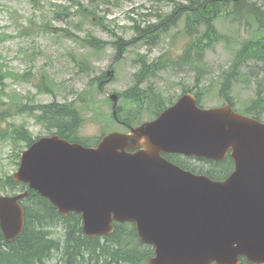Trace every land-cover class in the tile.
Masks as SVG:
<instances>
[{"label": "rangeland", "instance_id": "1", "mask_svg": "<svg viewBox=\"0 0 264 264\" xmlns=\"http://www.w3.org/2000/svg\"><path fill=\"white\" fill-rule=\"evenodd\" d=\"M178 2L188 5L191 0ZM258 4L264 12V2ZM79 8L87 11L81 13ZM174 8L170 0H0V194L21 191L9 184L18 169L19 155L27 148L15 130L26 128L33 138L57 132L37 111L32 112L38 103L56 102L75 109L78 117L72 134L89 145L110 131L127 130L112 116V93L120 99L119 117L132 125L154 119L160 109L190 90L200 94L203 107L226 103L222 85L233 69L238 48L243 41L264 35V30L259 29L249 7L239 16L228 13L226 5L195 11L191 24L182 16L172 26L173 21L155 29L162 22L161 15H170ZM207 18H212L222 39L206 50L200 62L195 51L185 55L184 48L193 39L200 42L203 26L199 21ZM90 34L106 45L90 47L86 43ZM118 37L130 43L121 56L114 44ZM181 55L185 56L180 59ZM144 60L164 67L156 75L141 78ZM232 78L228 92L243 112L258 95V79L264 84V66L248 61ZM132 89L145 101L135 104L130 100ZM259 118L264 121V111ZM179 160L202 174L223 175L230 167L229 162L221 165L183 156ZM41 225L56 244L47 264H67L71 243L65 232L70 222L61 218ZM101 241L104 248L99 261L86 250L74 263L110 264L108 252L114 242ZM117 264L132 263L120 260Z\"/></svg>", "mask_w": 264, "mask_h": 264}, {"label": "water", "instance_id": "2", "mask_svg": "<svg viewBox=\"0 0 264 264\" xmlns=\"http://www.w3.org/2000/svg\"><path fill=\"white\" fill-rule=\"evenodd\" d=\"M111 97L117 115L118 96ZM229 150L235 170L225 180L162 156L220 160ZM13 179L64 217L81 213L90 237L113 234L115 222L135 223L140 240L156 247L149 264H241L242 256L264 263V122L231 103L202 108L188 92L156 119L105 134L95 146L43 136L22 152ZM28 196L26 190L0 195L7 242L25 230Z\"/></svg>", "mask_w": 264, "mask_h": 264}, {"label": "trees", "instance_id": "3", "mask_svg": "<svg viewBox=\"0 0 264 264\" xmlns=\"http://www.w3.org/2000/svg\"><path fill=\"white\" fill-rule=\"evenodd\" d=\"M170 1L175 5H178L174 10H179H173V14L170 15L166 21L163 19L159 26H155V29L167 26L173 21L170 25L172 26L182 17L181 15L183 14L187 18V22L191 24V16L195 15L194 12L197 7L204 10L211 9L212 7L216 8L219 5H226L228 13H235L239 16H243V9L246 6L249 7L250 9L248 11L258 22L259 29L264 30V12L262 11V6L258 4V1L261 0H191L188 5L182 3L178 4L176 0ZM262 1L264 2V0ZM193 8L196 9L193 10ZM200 24L203 26L200 30L202 33L200 42L197 39L192 40L191 45L187 44L185 46L184 52L185 55H188L195 51L196 56L201 62L204 59L206 50L212 47L216 42L220 41L222 36L215 29L213 21L200 19ZM147 27H149V25ZM140 31L146 33V30L144 29H141ZM119 40L120 41L117 42L116 47L118 53H121L125 49V46L122 43L124 39L119 38ZM89 43L94 48H101L103 45L100 40L94 37L89 39ZM185 55H181L179 58L182 59ZM248 61L261 63L264 66V35H259L256 38H249L243 41L238 48L233 69L225 78L222 85V90L225 92L224 96L229 101H233L232 96L228 93L233 80L232 77ZM163 67L164 64L156 65L155 62L150 64L148 61L144 60L141 65L140 77L142 78L149 74L156 75V73L163 69ZM1 77L2 76L0 75V81ZM258 80L260 87L258 95L248 106H246L245 111H243L256 117H260L264 111V84L261 82L262 79ZM198 96L200 98L199 93ZM128 98L135 103L145 101L144 99H140V93L135 92V89H132L129 92ZM33 111H37L40 117L48 121L52 127L57 128V132L63 137L71 141H81L80 139L75 138L74 134H72L78 117L75 109L68 110L66 106L52 102L48 104L38 103L32 108V112ZM127 121L129 122L130 120L127 119ZM15 131L19 138L27 142L28 145L34 141L33 135L30 134L26 128H19ZM208 175L221 177L212 173H208ZM9 184L13 189L24 187L21 184L13 183L10 178ZM24 206L26 209V229L17 241L7 243L0 228V264H47L46 261L52 256L51 251L56 247V244L53 243L50 236L41 229L44 226L41 224L50 220L59 221V219L63 218L59 214L57 208L48 199L35 192H31L30 197L26 199ZM63 219L70 222L67 233L65 232L67 241L71 243V250L69 251L66 260L67 264H75L74 260L79 262L80 259L84 257L86 250L91 253V258L96 255V259L99 261L102 256L104 244L100 238H91L84 234L82 231V216L77 213H72L70 218ZM105 239L112 240L115 245V247L108 252V256L111 260L110 264H117L120 260L128 261L132 264H143L145 259L152 253V249L149 245L140 242L135 225L132 223H117L115 233L112 236L105 237ZM82 251L83 254L81 255Z\"/></svg>", "mask_w": 264, "mask_h": 264}, {"label": "flooded vegetation", "instance_id": "4", "mask_svg": "<svg viewBox=\"0 0 264 264\" xmlns=\"http://www.w3.org/2000/svg\"><path fill=\"white\" fill-rule=\"evenodd\" d=\"M122 125H124V126L127 128V130H128L129 125H128L126 122H122ZM228 159L231 160L230 156H228ZM232 170H233V168H232ZM230 173H231V172H230Z\"/></svg>", "mask_w": 264, "mask_h": 264}, {"label": "bare ground", "instance_id": "5", "mask_svg": "<svg viewBox=\"0 0 264 264\" xmlns=\"http://www.w3.org/2000/svg\"><path fill=\"white\" fill-rule=\"evenodd\" d=\"M102 257V256H101ZM47 258V257H46ZM46 261V260H45ZM103 261V260H102ZM49 262V261H48Z\"/></svg>", "mask_w": 264, "mask_h": 264}]
</instances>
